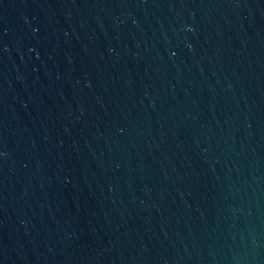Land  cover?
Here are the masks:
<instances>
[{
	"label": "water",
	"instance_id": "95a60500",
	"mask_svg": "<svg viewBox=\"0 0 264 264\" xmlns=\"http://www.w3.org/2000/svg\"><path fill=\"white\" fill-rule=\"evenodd\" d=\"M0 264H264V0H0Z\"/></svg>",
	"mask_w": 264,
	"mask_h": 264
}]
</instances>
